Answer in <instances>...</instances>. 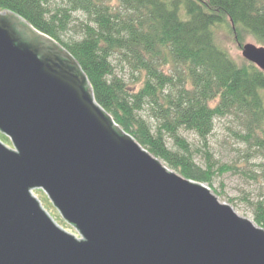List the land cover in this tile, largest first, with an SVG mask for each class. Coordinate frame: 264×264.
<instances>
[{"label": "water", "instance_id": "1", "mask_svg": "<svg viewBox=\"0 0 264 264\" xmlns=\"http://www.w3.org/2000/svg\"><path fill=\"white\" fill-rule=\"evenodd\" d=\"M242 57L264 73V47L246 43ZM0 134L13 146L0 139V264H264L263 228L117 127L73 56L10 11Z\"/></svg>", "mask_w": 264, "mask_h": 264}, {"label": "trees", "instance_id": "2", "mask_svg": "<svg viewBox=\"0 0 264 264\" xmlns=\"http://www.w3.org/2000/svg\"><path fill=\"white\" fill-rule=\"evenodd\" d=\"M66 0L51 10L47 0H0V12L10 11L63 46L86 76L98 105L114 124L146 151L181 176L211 187L214 167L200 168L179 131L194 132L206 141L217 119L232 118L243 142L264 153V73L221 49L216 30L227 26L239 50L249 38L264 47V0ZM83 12V38L65 43L61 35L72 24V13ZM22 42L29 44L23 35ZM114 54L136 61L145 76L131 90L118 77ZM172 64V74L159 61ZM158 122L154 129L144 113ZM0 139L9 140L0 134ZM173 141L178 151L167 146ZM221 167V175L234 172ZM255 224L264 228V203L255 205Z\"/></svg>", "mask_w": 264, "mask_h": 264}, {"label": "rangeland", "instance_id": "3", "mask_svg": "<svg viewBox=\"0 0 264 264\" xmlns=\"http://www.w3.org/2000/svg\"><path fill=\"white\" fill-rule=\"evenodd\" d=\"M65 1L47 0V7L51 10L64 7L67 5ZM106 3L114 10L119 8L117 0H107ZM71 16L70 30L61 35L62 41L68 44L83 38L79 26L88 22V17L83 12H75ZM216 41L219 47L228 52L233 60L239 64L242 62V52L227 26H222L216 30ZM246 43L257 45L251 38ZM111 62L118 77L123 79L131 90L136 91L142 86L145 76L136 69L138 67L136 61L125 54H114L111 57ZM159 64L162 65L166 73L172 74L171 63L167 64L164 59H161ZM144 115L150 125L156 129L158 122L153 117L152 112L147 110ZM239 133L240 130L232 118L217 119L214 130L206 141L194 132L184 129L179 131V135L191 146L196 165L203 169L209 165L214 167L216 174L212 179V185L211 187L206 185L213 195L221 203L229 205L239 217L255 223V205L260 202L264 203V153L243 142ZM3 143L13 148L10 140L9 143ZM167 146L172 151H178L170 139L167 140ZM159 161L168 170L178 174V172L170 169L165 162ZM223 166L234 167L236 170L221 175L217 171ZM33 194L60 228L80 238L77 230L64 220L51 200L42 191L36 190Z\"/></svg>", "mask_w": 264, "mask_h": 264}]
</instances>
